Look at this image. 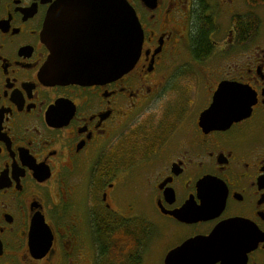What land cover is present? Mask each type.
<instances>
[{"label": "flooded vegetation", "instance_id": "obj_1", "mask_svg": "<svg viewBox=\"0 0 264 264\" xmlns=\"http://www.w3.org/2000/svg\"><path fill=\"white\" fill-rule=\"evenodd\" d=\"M127 1L135 67L64 83L53 9L60 57L85 59L110 54V6L0 0V264H264V2ZM223 83L252 112L204 128Z\"/></svg>", "mask_w": 264, "mask_h": 264}, {"label": "water", "instance_id": "obj_2", "mask_svg": "<svg viewBox=\"0 0 264 264\" xmlns=\"http://www.w3.org/2000/svg\"><path fill=\"white\" fill-rule=\"evenodd\" d=\"M95 3L101 5L105 3L110 6L108 10L110 12V54L107 53L105 57L103 55L94 57L89 49L86 56L93 55V58H61L55 31L56 11L55 9L52 11L46 31V41L52 50L49 61L50 68L53 70L52 78L58 82L111 81L129 73L139 60L143 45V31L133 7L127 0H97ZM220 95L227 96V105L222 106L217 103ZM254 103V95L248 97L246 89L223 83L217 90L211 107L202 114L201 125L209 129H226L234 122L249 117Z\"/></svg>", "mask_w": 264, "mask_h": 264}, {"label": "snow or ice", "instance_id": "obj_3", "mask_svg": "<svg viewBox=\"0 0 264 264\" xmlns=\"http://www.w3.org/2000/svg\"><path fill=\"white\" fill-rule=\"evenodd\" d=\"M217 103L224 106V105H227L228 103V98L226 95H220L218 96V100H217Z\"/></svg>", "mask_w": 264, "mask_h": 264}, {"label": "trees", "instance_id": "obj_4", "mask_svg": "<svg viewBox=\"0 0 264 264\" xmlns=\"http://www.w3.org/2000/svg\"><path fill=\"white\" fill-rule=\"evenodd\" d=\"M254 1H255V2H254L255 5H258L259 3L264 2V0H254ZM200 45H204V43H199V44H197V45H196V51H199Z\"/></svg>", "mask_w": 264, "mask_h": 264}]
</instances>
